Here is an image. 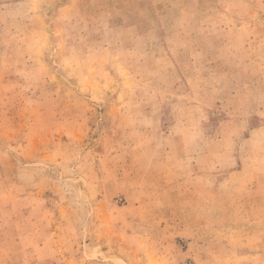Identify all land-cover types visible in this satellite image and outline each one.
<instances>
[{"label":"rangeland","instance_id":"1","mask_svg":"<svg viewBox=\"0 0 264 264\" xmlns=\"http://www.w3.org/2000/svg\"><path fill=\"white\" fill-rule=\"evenodd\" d=\"M0 264H264V0H0Z\"/></svg>","mask_w":264,"mask_h":264}]
</instances>
